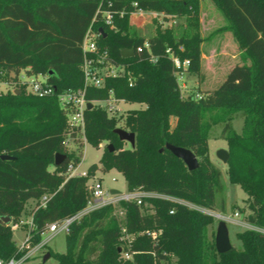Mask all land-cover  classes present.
<instances>
[{"label": "trees", "instance_id": "obj_1", "mask_svg": "<svg viewBox=\"0 0 264 264\" xmlns=\"http://www.w3.org/2000/svg\"><path fill=\"white\" fill-rule=\"evenodd\" d=\"M251 64L235 67L224 83L205 96L182 97L173 58L190 61L189 74L201 73L202 45L199 33V0H112L116 17L114 29L102 22L99 43L111 57L127 66L129 76L107 79L104 88H89L88 101H103L113 92L127 103L146 105L131 109L126 116L109 117L99 106L85 111L87 143L106 147L99 164L90 173L112 169L125 178L128 190L153 192L214 211L218 195L225 190L222 172L209 159V139L213 127L223 125L230 160L231 184L247 194L251 215L247 221L259 229L238 234L242 249L219 254L208 237L212 216L170 200L148 198L150 208L122 202L123 224L113 216L111 206L102 208L72 225L65 253L54 255L55 264H162L176 258V264H264V0H212ZM101 0H13L0 2V71L46 75L57 88L54 96L38 98L27 94H0V217L11 223L0 224V257L21 258L14 240L13 224L26 211L30 201L33 229L27 244L38 245L48 226L72 218L86 209L89 199L87 178L68 179L71 162L83 155L65 152L68 134L79 141L80 129H71L67 112L58 94L84 88L81 44L92 25ZM137 4V6H134ZM108 8V7H105ZM143 10L167 16L193 15L194 27L177 36L170 29H157L150 38L131 31L130 16ZM149 44V49L145 44ZM143 48L142 52H138ZM133 49V58L122 51ZM170 50L171 54H167ZM194 98V99H193ZM242 113L244 126L237 133L231 121ZM176 119L172 129L171 119ZM121 123V125H120ZM117 128L135 133L136 146L123 148L114 133ZM167 144L189 149L200 167L190 172ZM79 146L83 147L80 143ZM67 160L55 166L57 154ZM14 159H2V156ZM53 168V170H51ZM47 196L45 208L41 199ZM157 233L153 240L149 233ZM135 236L130 248L122 247L124 236ZM129 254L130 259L125 255ZM40 264H48L40 263Z\"/></svg>", "mask_w": 264, "mask_h": 264}, {"label": "rangeland", "instance_id": "obj_2", "mask_svg": "<svg viewBox=\"0 0 264 264\" xmlns=\"http://www.w3.org/2000/svg\"><path fill=\"white\" fill-rule=\"evenodd\" d=\"M7 2L13 0H0V2ZM199 20L200 28L199 33L205 42L202 45V64L201 73L198 75L189 74L188 72L182 75V78L178 80L179 88L184 99L190 96H205L208 92L217 90L226 80L228 74L237 66L243 64H251V60L245 58V55H240L241 49L231 31L218 32L219 29L226 26V21L222 13L217 9L212 0H199ZM193 15H187L183 17L167 16L163 13L145 12L144 14H131L130 24L131 31H135L139 37L150 38L154 36L157 29L161 30L170 29L175 35L180 36L194 26L192 23ZM243 52V51H242ZM9 76L6 72L4 74L0 71V94H15L18 90L21 93L22 88L15 86V84L9 83ZM146 105L139 104H121L122 113L117 115L126 116L127 112L131 109H143ZM176 119H171L172 129L176 126ZM231 124L237 133H241L244 126V116L242 113L233 117ZM121 125V123H120ZM223 125L213 127L210 139H209V159L211 163L222 172V184L225 190L221 192L217 197L216 207L214 211L203 209L191 204L192 207L199 208V211L212 216L213 222L208 227V237L211 241L216 240L217 228L221 221H225L229 227L230 239L233 247L236 249H242V243L238 239V234L245 232L246 230L258 231L254 226H251L247 218L251 215L247 199V194L243 189L231 184L228 175V164H224L218 158V152L222 149L229 151L228 142L224 139ZM66 146L64 145L65 152L68 154H75L76 156L83 155L80 162L76 165L79 166L81 171H86L89 174L87 178V187L90 191V186L94 184L96 180H101L103 187L106 191L116 189L123 194L129 192L128 186L124 176L112 169L108 173H104L101 170H97L93 174L90 173V167L94 164H99V161L108 146L107 142H103L100 148L97 149L91 144L87 143L85 133H78L79 141L74 139H68L66 137ZM82 143L83 147L79 146ZM123 148H131V145L127 142L123 143ZM113 208V216H115L119 222L123 224L126 211L122 204L108 205L105 207ZM36 207V202L30 201L27 204L26 211L23 216L20 217L16 224H13L14 240L17 246H22L29 234L30 226L28 222L31 220L32 210ZM103 207V208H105ZM150 208L149 204L142 206L145 214H151L152 211L146 212L144 209ZM102 208L91 211L90 214L96 212ZM223 216V217H222ZM15 225L19 227L15 228ZM157 236V234H156ZM154 240V237L151 235ZM46 236L44 237V239ZM135 236H124L121 239L123 248H130L135 241ZM67 236L65 234H59L49 241L41 252L34 255L28 260V264H40L44 262L46 255L50 254L48 264H55L54 255L57 253H65L67 249L66 245ZM162 264H176V258L171 257L170 261H164Z\"/></svg>", "mask_w": 264, "mask_h": 264}, {"label": "built area", "instance_id": "obj_3", "mask_svg": "<svg viewBox=\"0 0 264 264\" xmlns=\"http://www.w3.org/2000/svg\"><path fill=\"white\" fill-rule=\"evenodd\" d=\"M113 6L112 0H101V3L98 7L96 15L93 19L92 25L87 31L84 40L81 44V48L84 55V61L80 69L84 77V88L76 91H66L58 94V99L61 107L67 112L68 123L71 126V129H80L81 132H85V111L87 109V104L92 103L94 107L99 106L104 109L108 116L113 118L122 113L121 104H126L127 102L122 99L116 98L113 92H110L109 98L103 101H88L86 98V92L89 88L102 89L105 86L107 79L121 78L126 75L129 76L130 85H133V78L130 73L127 72V66L124 64L117 63L110 55L107 49L101 47L99 39L101 36L100 32H96L93 28L94 23L100 21L105 26L114 29V20L118 16L123 18L125 12L112 11ZM137 6V4H134ZM108 7V8H105ZM139 13L144 14L145 11L138 10L132 14ZM145 48L149 49V44H145ZM143 48H139L138 52H142ZM167 54H171L170 50H167ZM175 67L178 69L177 79L182 78V75L187 72L190 61L185 60L181 61L178 57H172ZM6 71H2L4 74ZM7 73V72H6ZM8 75V73H7ZM9 83L15 84L25 90L27 94L38 98H46L54 96L57 93V88L50 83L48 76L46 75H31L25 70H21L19 73L11 72L9 75ZM200 98V96L194 97ZM193 98V99H194ZM68 139H73L71 134H68ZM67 140V139H66ZM65 140L64 145L66 146L67 142ZM75 140V139H74ZM66 176L68 179L71 178H88L89 174L86 171H81L79 166L74 162H71L68 165ZM88 205L86 209L77 214L72 218H68L62 221L55 222L48 226L46 232L42 234L41 242L34 246L30 247L27 242L30 239V231L33 229V217L28 222L30 226L29 234L25 240V243L22 246H19L20 251L27 249V252L21 258H12L10 260H4L0 257V264H28V260L31 259L34 255H37L41 250L46 247L51 239L59 234H65L66 236L70 234L72 225L75 222L80 221L85 215L89 214L91 211L103 208L108 205L121 204L122 202L136 203L139 207H142L145 202V199L156 198L170 200L183 204L191 209L199 210V208L192 207L189 202L179 200L173 197L166 195L145 192V191H134L128 192L127 194L113 195L110 191H106L103 187L101 180H96L94 184L90 186L89 191ZM49 197L44 196L41 199L40 207L45 208L47 200ZM223 217V216H222ZM19 225H15V228ZM156 232L149 233L154 239L156 238ZM46 238L44 239V237ZM126 259H130L129 254L125 255Z\"/></svg>", "mask_w": 264, "mask_h": 264}, {"label": "water", "instance_id": "obj_4", "mask_svg": "<svg viewBox=\"0 0 264 264\" xmlns=\"http://www.w3.org/2000/svg\"><path fill=\"white\" fill-rule=\"evenodd\" d=\"M100 33L105 35L104 30L101 28ZM122 56L126 59L133 58L135 56V51L133 49H124L122 51ZM15 94H20V91L18 90ZM94 108V105L92 103L87 104V109L92 110ZM114 133L119 137L120 141L127 142L131 145L132 148L136 146V135L135 133L128 132L124 129L117 128ZM166 148L170 150L177 158H180L183 160L185 165L187 166L188 170L190 172L197 170L200 167L198 158L189 149L176 147L171 144H167ZM108 150L110 152H114L115 148L114 145L110 144L108 145ZM218 158L224 163L228 164L230 160V153L228 150L222 149L218 152ZM2 159H14L10 156H2ZM67 160V156L65 154H57L55 157V166H61L65 161ZM113 195H119L122 192L116 189H112L110 191ZM11 223L10 217H0V224L3 226L9 225ZM216 249L219 254H225L232 250L233 245L231 243L230 239V231L227 223L225 221H221L217 228V234H216ZM50 254L46 255L44 258V263H46L50 259Z\"/></svg>", "mask_w": 264, "mask_h": 264}, {"label": "crops", "instance_id": "obj_5", "mask_svg": "<svg viewBox=\"0 0 264 264\" xmlns=\"http://www.w3.org/2000/svg\"><path fill=\"white\" fill-rule=\"evenodd\" d=\"M243 52L241 51V53H240V55L242 54ZM203 56H205L204 54H203ZM51 170H53V168H51ZM33 203H34V201H33ZM29 204V203H28Z\"/></svg>", "mask_w": 264, "mask_h": 264}]
</instances>
